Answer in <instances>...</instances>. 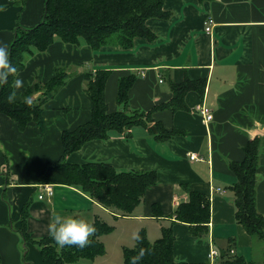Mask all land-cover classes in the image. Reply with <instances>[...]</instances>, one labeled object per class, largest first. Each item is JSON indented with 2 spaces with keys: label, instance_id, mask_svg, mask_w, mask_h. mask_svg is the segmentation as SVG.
Instances as JSON below:
<instances>
[{
  "label": "crops",
  "instance_id": "1",
  "mask_svg": "<svg viewBox=\"0 0 264 264\" xmlns=\"http://www.w3.org/2000/svg\"><path fill=\"white\" fill-rule=\"evenodd\" d=\"M45 6L46 0H0V42L9 49L17 25L42 22ZM163 9L169 13L166 18L147 20L155 39L136 38L128 50L109 46L95 51L83 41L79 45L56 41L45 52L34 49L25 54L32 59L20 72L24 83L16 92L37 79L49 80L57 66L66 67L72 76L43 106V127L30 123L21 130L15 120L0 114V264H45L38 245L22 238L25 203H29L26 230L33 240L50 236L54 213L89 222L108 213L132 217L138 221L135 232L143 228L149 240L160 238L161 228L172 225L177 264H221L219 258L214 262L209 258L215 244L219 249L235 244V254L252 260V238L235 221L230 189L235 175L229 164L244 158L249 140L260 139L256 192L257 209L264 215V0H165ZM209 17L213 25L208 32ZM97 70L110 72L105 101L111 111L121 108L117 102L121 77L135 75L129 105L145 111L172 100L170 82L206 81L203 95L196 90L185 94L186 109L153 112L154 121L166 130L180 131L176 136L160 140L152 131L154 125H137L125 135L90 140L66 157L72 164L106 162L117 172L155 170L157 183L146 189L130 216L104 208L74 186L53 185V198L39 197L41 172L63 153L61 133L91 117L84 75ZM201 104L213 111L208 124L198 113ZM193 154L203 159H190ZM184 184L209 199L210 222L204 234L192 235L186 223L171 217L180 203L189 200ZM154 204L162 216L153 215ZM105 256L106 250L89 261ZM114 264H123V249L122 261Z\"/></svg>",
  "mask_w": 264,
  "mask_h": 264
},
{
  "label": "trees",
  "instance_id": "2",
  "mask_svg": "<svg viewBox=\"0 0 264 264\" xmlns=\"http://www.w3.org/2000/svg\"><path fill=\"white\" fill-rule=\"evenodd\" d=\"M164 1L46 0L42 22L31 27L17 25L16 35L9 47L10 63L16 65L21 72L24 69L22 61L26 53H32L34 49L45 52L56 41L71 45H79L83 41L95 51L109 46L128 50L134 47L136 38L153 41L156 35L147 26V20L166 18L169 15L163 9ZM109 74L110 72L105 70L85 73L86 92L91 99V117L86 123L61 133L63 147L61 158L56 162L47 163L41 172L39 182L77 187L104 208L122 216H130L142 201L146 189L157 183L155 170L131 169L117 172L106 162L72 164L66 161V157L90 140H106L113 134L125 135L137 125H154L152 131L157 133L160 140L176 136L180 131L166 130L161 123L154 121L153 112L186 109L185 94L190 90H196L203 95L206 81L203 78L197 81L186 78L180 83L170 82L172 100L145 111L132 109L129 105V91L136 79L135 75L121 77L117 90V102L121 108L111 111L105 101V87ZM71 76L66 67L57 66L53 77L47 81L37 79L22 92H17L14 102H9L7 97L13 90L14 79L10 76L8 83L0 87V114L15 120L21 130L30 123L43 127V106L54 98ZM27 92L33 94L31 102L24 99ZM37 93L41 94L35 97ZM243 152L244 158L241 161H231L229 164V169L235 175V182L230 186L234 196L235 220L244 227L252 241L260 240L264 245V215L257 209L256 192L260 139L249 140L243 147ZM182 187L188 193L189 200L180 203L171 217H174L175 221L186 223L192 235L208 232L209 199L204 194L191 190L188 184ZM152 209L154 216H162L158 211L160 209L158 204H154ZM28 215L29 203H25L22 208L20 230L23 241L38 245L45 264H76L80 259L92 260L105 254V245L100 237L110 233L112 227L101 219L96 218L91 222L97 229L90 237L91 243L82 248L61 247L51 236L33 240L26 230ZM138 233L143 239L135 241L132 248H123V264H130V258L137 255L141 248L145 249V253L137 264H177L174 258L175 235L172 225L162 227L161 237L153 242L148 239L144 229ZM234 247L235 244H230L221 249L224 251V256H219L221 264H259L256 260H247L244 256L235 254Z\"/></svg>",
  "mask_w": 264,
  "mask_h": 264
},
{
  "label": "clouds",
  "instance_id": "3",
  "mask_svg": "<svg viewBox=\"0 0 264 264\" xmlns=\"http://www.w3.org/2000/svg\"><path fill=\"white\" fill-rule=\"evenodd\" d=\"M31 56H25L22 63L26 67L31 61ZM14 77L12 80L13 90L9 93L7 99L9 102H14L17 96L16 89L24 83V77L19 72L18 67L9 60V49L7 44L0 42V87L8 83L9 77ZM24 99L31 102L33 94L25 93ZM97 231L95 225L83 218L62 216L54 213L48 225V232L52 239L61 247L63 246H77L85 247L91 243L90 237ZM133 239L137 242L143 238L138 232L133 233ZM145 249L141 248L139 253L130 258V264H137V262L144 255Z\"/></svg>",
  "mask_w": 264,
  "mask_h": 264
},
{
  "label": "rangeland",
  "instance_id": "4",
  "mask_svg": "<svg viewBox=\"0 0 264 264\" xmlns=\"http://www.w3.org/2000/svg\"><path fill=\"white\" fill-rule=\"evenodd\" d=\"M101 218H102L101 220L104 221L108 226L112 227L110 233L102 235L100 237L101 241L105 245L107 251V257L105 256V258H97L94 261H89L88 259H80L77 262V264L120 263L122 261V249L126 247L132 248L135 245V240L133 239V233H135L138 227V221H136L132 217H119V216L116 217L108 213H104V216L101 215ZM151 239L152 240L150 241L153 242L157 238H151ZM215 247L218 249L220 246L218 247L216 245ZM263 249H264V245L262 241L257 239H255V241L253 240L251 246V252L253 254L252 260L258 261L259 264H263L262 263Z\"/></svg>",
  "mask_w": 264,
  "mask_h": 264
},
{
  "label": "built area",
  "instance_id": "5",
  "mask_svg": "<svg viewBox=\"0 0 264 264\" xmlns=\"http://www.w3.org/2000/svg\"><path fill=\"white\" fill-rule=\"evenodd\" d=\"M213 25V19L211 17L207 20L206 31H211ZM198 113L200 114L202 120L208 124L214 118L213 111L210 107L206 106L205 104H201L198 108ZM190 159H203L198 158L196 154L191 155ZM219 190V189H218ZM54 195V186L52 184H43L42 185V193L40 194V198H51ZM220 256V250L217 249L215 246H211L209 251V258L211 262H214Z\"/></svg>",
  "mask_w": 264,
  "mask_h": 264
},
{
  "label": "water",
  "instance_id": "6",
  "mask_svg": "<svg viewBox=\"0 0 264 264\" xmlns=\"http://www.w3.org/2000/svg\"><path fill=\"white\" fill-rule=\"evenodd\" d=\"M220 256L223 257L224 256V251L220 249Z\"/></svg>",
  "mask_w": 264,
  "mask_h": 264
}]
</instances>
